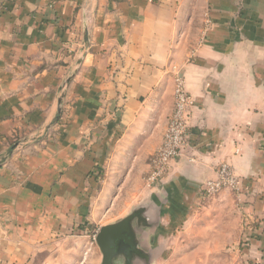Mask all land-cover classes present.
<instances>
[{
    "label": "crops",
    "instance_id": "1",
    "mask_svg": "<svg viewBox=\"0 0 264 264\" xmlns=\"http://www.w3.org/2000/svg\"><path fill=\"white\" fill-rule=\"evenodd\" d=\"M175 74L191 101L188 145L155 189L145 177ZM221 165L264 249V0H0V264L98 229L110 205L135 199L157 264L168 225L206 199Z\"/></svg>",
    "mask_w": 264,
    "mask_h": 264
},
{
    "label": "rangeland",
    "instance_id": "2",
    "mask_svg": "<svg viewBox=\"0 0 264 264\" xmlns=\"http://www.w3.org/2000/svg\"><path fill=\"white\" fill-rule=\"evenodd\" d=\"M196 28L192 25L190 37H194ZM236 196L222 190L191 207L178 225H168L172 229L170 241L157 264H264V249L253 247L250 241L254 237L246 232L256 223L243 218ZM103 203L104 200L98 203L93 214L102 206L109 207V203ZM139 205L142 203L138 199L124 209L121 202L110 205L109 215H113L105 219L107 211L103 212L100 227L122 219ZM88 226L82 225L79 233L55 236L41 243L25 264H100L101 254L94 242L100 227Z\"/></svg>",
    "mask_w": 264,
    "mask_h": 264
},
{
    "label": "built area",
    "instance_id": "3",
    "mask_svg": "<svg viewBox=\"0 0 264 264\" xmlns=\"http://www.w3.org/2000/svg\"><path fill=\"white\" fill-rule=\"evenodd\" d=\"M173 108L161 143L151 155L145 184L151 187L167 173L171 163L183 156L188 145V119L191 101L186 94L182 79L175 74L172 90ZM204 196L210 197L222 190L235 191L236 179L227 165H221L216 179L203 185Z\"/></svg>",
    "mask_w": 264,
    "mask_h": 264
},
{
    "label": "water",
    "instance_id": "4",
    "mask_svg": "<svg viewBox=\"0 0 264 264\" xmlns=\"http://www.w3.org/2000/svg\"><path fill=\"white\" fill-rule=\"evenodd\" d=\"M87 48L88 34L85 29L81 57L85 55ZM81 62L82 59L80 58L76 66H79ZM69 82L70 79L66 81L65 85L67 86ZM163 179L155 182L151 187L155 189L159 188L162 185ZM207 181L213 180L204 181L202 186ZM145 212L146 209L142 205H139L122 219L98 229L94 242L101 254L100 264H151L150 253L141 247L142 242L147 237V232L153 226L147 221Z\"/></svg>",
    "mask_w": 264,
    "mask_h": 264
}]
</instances>
